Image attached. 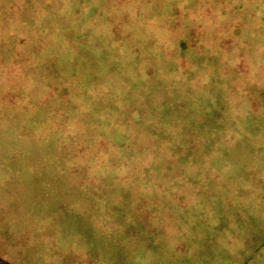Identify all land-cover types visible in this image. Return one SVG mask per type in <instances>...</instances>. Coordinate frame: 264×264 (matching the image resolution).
<instances>
[{
	"label": "rangeland",
	"instance_id": "374dc122",
	"mask_svg": "<svg viewBox=\"0 0 264 264\" xmlns=\"http://www.w3.org/2000/svg\"><path fill=\"white\" fill-rule=\"evenodd\" d=\"M79 1L0 0V264H81L64 210L82 205L114 264H141L120 221L164 211L158 179L178 147L172 176L220 210L222 188H233L248 214L239 222L254 227L250 209L264 213V0H170L169 39L121 73L85 36Z\"/></svg>",
	"mask_w": 264,
	"mask_h": 264
},
{
	"label": "flooded vegetation",
	"instance_id": "af4514ba",
	"mask_svg": "<svg viewBox=\"0 0 264 264\" xmlns=\"http://www.w3.org/2000/svg\"><path fill=\"white\" fill-rule=\"evenodd\" d=\"M170 2L81 0L87 17L82 18L86 25L84 34L103 52L108 67L121 73L135 65L144 50L159 48L169 39V31L176 28L167 13ZM182 148L173 152L170 168L184 162L183 154H179ZM170 168L158 179L167 191L162 200L164 211L149 206L131 210L121 218L119 230L138 261L141 264H264V238L257 239L260 231L264 232L261 209H250L254 227L247 221L240 223L248 214L233 188H222L225 197L218 201L223 209H216L212 204L219 190L214 185L207 197L215 198L210 204H203L195 197L189 178L172 176L176 171ZM82 207L83 211L77 206L64 210L68 238L74 244L79 262L114 264L107 251L94 242L97 218Z\"/></svg>",
	"mask_w": 264,
	"mask_h": 264
},
{
	"label": "trees",
	"instance_id": "16d2710c",
	"mask_svg": "<svg viewBox=\"0 0 264 264\" xmlns=\"http://www.w3.org/2000/svg\"><path fill=\"white\" fill-rule=\"evenodd\" d=\"M188 47L194 48V46H185V47H183V49H187ZM57 228L60 229V219L57 223Z\"/></svg>",
	"mask_w": 264,
	"mask_h": 264
},
{
	"label": "water",
	"instance_id": "95a60500",
	"mask_svg": "<svg viewBox=\"0 0 264 264\" xmlns=\"http://www.w3.org/2000/svg\"><path fill=\"white\" fill-rule=\"evenodd\" d=\"M181 152H183V151H180V153H181ZM185 158H186V159L188 158V160L191 161V160L189 159V158H190L189 155H186ZM208 174L211 175V176H214V174H212L210 170H208Z\"/></svg>",
	"mask_w": 264,
	"mask_h": 264
}]
</instances>
